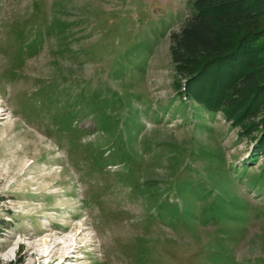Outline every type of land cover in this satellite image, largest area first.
<instances>
[{"label": "rangeland", "instance_id": "1", "mask_svg": "<svg viewBox=\"0 0 264 264\" xmlns=\"http://www.w3.org/2000/svg\"><path fill=\"white\" fill-rule=\"evenodd\" d=\"M191 13L190 0H0V264H216L219 251L264 264V186L249 180L264 151L221 110L174 109L170 33ZM102 151L101 167L117 163L101 169ZM209 169L246 201L241 219L202 217L213 191L179 195L185 180L211 192ZM175 203L195 217H170Z\"/></svg>", "mask_w": 264, "mask_h": 264}, {"label": "trees", "instance_id": "2", "mask_svg": "<svg viewBox=\"0 0 264 264\" xmlns=\"http://www.w3.org/2000/svg\"><path fill=\"white\" fill-rule=\"evenodd\" d=\"M190 5L191 15L179 30L170 33L171 60L179 76L183 77L179 91L182 98L174 109L185 116L187 109H191L193 117L199 114L198 110L208 111L212 118L221 110L226 119L256 139L255 148L263 152L264 0H190ZM186 100L192 104L197 102V105L190 106ZM135 112L130 121L139 118V113ZM128 133L130 142L136 143L139 135ZM125 137L129 139L128 135L123 138ZM110 155L111 153L104 156L102 151L95 155L93 160L104 169L117 163L109 161L101 167V157ZM128 156L132 159L133 152ZM208 171L211 192L207 194L201 182L192 187L190 182L185 180L178 185L179 195L190 194L195 198L204 195L209 198L213 191L215 204L211 209H204L201 216L207 219L214 216L221 220L241 219L247 206L246 201L232 193L225 195L221 187L224 185L229 187L230 178H225L226 184H220V175L210 169ZM242 172L243 170L238 173ZM121 176L123 177V174ZM249 180L254 181L253 185L257 186L255 191L261 193L264 174L261 178L255 176ZM148 184L139 189L145 191V188L152 186ZM153 195L158 196L159 206L170 202V199L165 197L166 194L159 193V189ZM175 204V209H168L170 217L177 218L176 215L185 219L195 217L193 214L195 204L190 205V209ZM5 225L6 221L0 218V228H4ZM211 260L216 264H233L229 256L221 251L212 254Z\"/></svg>", "mask_w": 264, "mask_h": 264}]
</instances>
